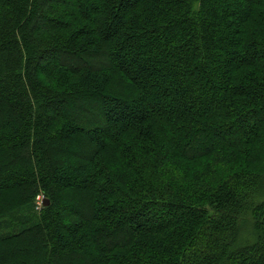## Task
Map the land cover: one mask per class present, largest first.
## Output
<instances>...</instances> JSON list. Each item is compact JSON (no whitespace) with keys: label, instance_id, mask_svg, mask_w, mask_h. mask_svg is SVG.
<instances>
[{"label":"trees","instance_id":"trees-1","mask_svg":"<svg viewBox=\"0 0 264 264\" xmlns=\"http://www.w3.org/2000/svg\"><path fill=\"white\" fill-rule=\"evenodd\" d=\"M0 264H264V0H0Z\"/></svg>","mask_w":264,"mask_h":264},{"label":"rangeland","instance_id":"rangeland-1","mask_svg":"<svg viewBox=\"0 0 264 264\" xmlns=\"http://www.w3.org/2000/svg\"><path fill=\"white\" fill-rule=\"evenodd\" d=\"M68 108H69V109H66V113H67V114H70V113L72 114V113H74V111H75L74 108H75V107L72 106L71 103L68 104ZM42 200H43L42 195H39V196H38V201H39V203L41 204V206L44 205Z\"/></svg>","mask_w":264,"mask_h":264},{"label":"water","instance_id":"water-1","mask_svg":"<svg viewBox=\"0 0 264 264\" xmlns=\"http://www.w3.org/2000/svg\"><path fill=\"white\" fill-rule=\"evenodd\" d=\"M50 203L49 199L48 198H44L43 199V204L44 205H48Z\"/></svg>","mask_w":264,"mask_h":264}]
</instances>
